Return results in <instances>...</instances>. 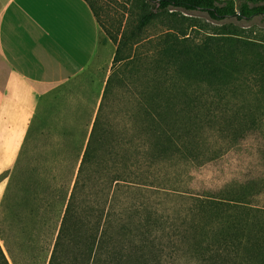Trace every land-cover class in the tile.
I'll list each match as a JSON object with an SVG mask.
<instances>
[{"label": "trees", "instance_id": "16d2710c", "mask_svg": "<svg viewBox=\"0 0 264 264\" xmlns=\"http://www.w3.org/2000/svg\"><path fill=\"white\" fill-rule=\"evenodd\" d=\"M146 1L168 12L167 29L153 54L130 55L141 40L126 34L113 40L112 72L47 264H264L263 179L186 188L188 168L220 158L264 116V41L238 25L264 20V0ZM176 12L219 25L206 34L210 24ZM155 17L142 14L139 30ZM0 264H10L1 247Z\"/></svg>", "mask_w": 264, "mask_h": 264}, {"label": "rangeland", "instance_id": "374dc122", "mask_svg": "<svg viewBox=\"0 0 264 264\" xmlns=\"http://www.w3.org/2000/svg\"><path fill=\"white\" fill-rule=\"evenodd\" d=\"M87 1L93 6L101 33L99 53L92 68L39 100L14 166L0 173V247L10 264H47L49 260L66 197L112 72L117 47L113 40L119 42L126 34L131 42L141 40L128 49L130 55L153 54L158 37L167 29L165 16L168 12L158 15L156 4L150 1ZM147 11L155 13L156 17L139 30L140 18ZM175 15L210 24L206 34L214 32L212 26L219 25L204 13L176 12ZM238 25L246 30L247 39L264 41L262 18L241 21ZM188 33L195 35L193 30ZM203 35L200 33L196 37L200 39ZM248 58L254 59L253 56ZM238 98L232 101L242 103V97L237 101ZM256 123V131L244 130L237 134L243 140L230 144L220 158L188 168L190 179H187L186 188L198 193L246 177L263 179L264 183V116ZM218 135L223 137L221 133ZM224 136L230 143L235 142L233 134ZM179 264L187 263L181 261Z\"/></svg>", "mask_w": 264, "mask_h": 264}, {"label": "crops", "instance_id": "0c3cea01", "mask_svg": "<svg viewBox=\"0 0 264 264\" xmlns=\"http://www.w3.org/2000/svg\"><path fill=\"white\" fill-rule=\"evenodd\" d=\"M100 41L86 0H0V173L14 166L39 100L89 71Z\"/></svg>", "mask_w": 264, "mask_h": 264}]
</instances>
